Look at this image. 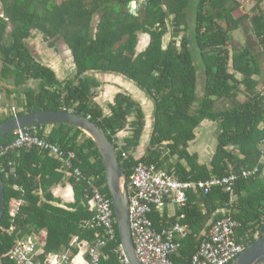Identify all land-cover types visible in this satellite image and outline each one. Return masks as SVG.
Returning <instances> with one entry per match:
<instances>
[{
	"label": "trees",
	"instance_id": "1",
	"mask_svg": "<svg viewBox=\"0 0 264 264\" xmlns=\"http://www.w3.org/2000/svg\"><path fill=\"white\" fill-rule=\"evenodd\" d=\"M133 1L138 5L135 11ZM0 2L2 87L19 96L23 107L19 114L66 109L91 118L112 140L128 179L140 162L177 173L182 181L237 175L233 195L221 186L209 194L191 191L175 217L158 210L150 215L160 230L179 221L191 227L180 252L172 257L174 264H189L204 240L203 230L225 217L238 223L237 243L248 247L257 239L264 230V0H252L251 7L242 0ZM239 29L245 33V45L235 39ZM34 30L45 40L51 38V46L63 40L73 58L74 77L60 79L56 69L36 58L25 42ZM142 35L149 40L139 51ZM99 74L127 77L154 101L153 131L139 159L133 154L124 159L122 150L138 148L146 114L138 100L121 91L105 111L96 101L104 81ZM30 80L38 84L28 85ZM13 117L0 113V123ZM204 120L217 126V145L208 163L189 151ZM28 129L57 145L63 155L12 146L14 131L0 136L6 198L0 259L12 263L7 254L25 235L40 237L43 259L67 250L87 256L85 249L101 232L88 226L96 215L89 181L111 198L99 149L82 129L70 124ZM121 130L131 133L122 150L115 142ZM70 151L75 158L68 165ZM247 170L252 174L244 177ZM66 187L70 199L63 192ZM76 237L79 244L73 246ZM120 243L118 230L117 241L105 248L102 264H124L116 253Z\"/></svg>",
	"mask_w": 264,
	"mask_h": 264
},
{
	"label": "built area",
	"instance_id": "2",
	"mask_svg": "<svg viewBox=\"0 0 264 264\" xmlns=\"http://www.w3.org/2000/svg\"><path fill=\"white\" fill-rule=\"evenodd\" d=\"M264 93V85L262 87ZM16 136L13 145L15 147L41 148L49 150L53 156L63 155L57 145L51 144L45 139L37 136L27 128H19L14 131ZM122 150V144L115 141ZM131 152L122 150L124 159H127ZM75 153L70 151L68 165L72 164ZM71 160V161H70ZM252 174L250 170L244 171L243 176ZM237 179V175L231 174L223 178H212L200 181H182L165 170L158 169L155 164L140 162L128 179V190L130 194V217L131 228L137 253L142 264H174L172 257L179 253L181 241L191 232L187 223L176 222L162 230L157 229L151 214L160 210L167 203L177 206H185L188 203L189 192L209 194L216 186H221L233 195L231 186ZM90 190L93 194L94 208L96 215L88 223L100 229V236L95 243H92L84 253L76 256L70 250L52 253L48 258L43 259L40 255L44 252L40 237L25 235L19 237L15 245L7 254L12 264H102L106 257L105 248L108 244L117 241L118 229L116 217L111 198L102 193V189L89 181ZM186 216L181 214L182 220ZM238 225L229 217L216 221L213 226L205 232L204 240L200 248L193 255L189 264H230L245 249L244 244L237 243L234 237V228ZM78 237L74 238L72 245L76 246ZM116 253L121 262L129 264V259L122 242L116 247Z\"/></svg>",
	"mask_w": 264,
	"mask_h": 264
},
{
	"label": "water",
	"instance_id": "3",
	"mask_svg": "<svg viewBox=\"0 0 264 264\" xmlns=\"http://www.w3.org/2000/svg\"><path fill=\"white\" fill-rule=\"evenodd\" d=\"M136 5L137 2L133 1L134 11L136 10ZM59 123L70 124L82 129L93 139L98 147L105 166L106 182L112 198L120 239L129 259V264H142L132 235L128 177L122 170L115 145L100 126L93 122L91 118L78 112L47 109L25 112L1 122L0 136L20 127ZM5 208V184L0 170V223L4 216ZM231 264H264L263 228L260 230L257 239L246 247Z\"/></svg>",
	"mask_w": 264,
	"mask_h": 264
},
{
	"label": "crops",
	"instance_id": "4",
	"mask_svg": "<svg viewBox=\"0 0 264 264\" xmlns=\"http://www.w3.org/2000/svg\"><path fill=\"white\" fill-rule=\"evenodd\" d=\"M241 33L243 36L242 39H243L244 44L240 41L241 40L240 38L238 39V37H236L237 35H235V39L237 41H240L243 45H245L247 42L246 37H245V33L243 32V30H241ZM35 35H37V34L35 32H33V36L29 39L32 40L33 37L35 38ZM112 77H116V78L120 79V76H118V75H113V74L107 75L106 74V77L104 78V81H103V85L100 87L101 89L99 88L100 90L98 92L99 94H101L103 91V94H105L107 87H109V92L107 93V97H106L108 103H106V104L113 103L115 96L120 91L126 92V93H129L133 98L138 100V102L141 104V106H142V108L146 114V125H145V129H144L143 137L141 138V141H140V145L138 146V148L135 151L134 150L128 151V152H131L134 155V157L139 159L145 155L146 150L148 149L150 137H151V134L153 131L154 107H155L154 101L151 98H149L147 96V93L142 88H140L134 81H132L128 78H127L128 80H124V81L121 80L122 83L118 87L117 84H115V80L112 79ZM118 81H120V80H118ZM198 93H202V88H201L200 84H199V88H198ZM140 95H144L143 100L139 98ZM96 98H97V96H96ZM106 104H105V106H107ZM101 106H102V104H101ZM212 123L208 120H204L200 124V126L196 129L197 138L190 143L189 151L192 154L197 153L199 155V161L201 163L210 162L212 159L213 153L215 151V148H214V150H209L210 154H207V149L205 150V145H206L205 142L209 139L214 140V138H215L216 127H214ZM213 134H214V138H211V136ZM130 135H131V133L128 132L127 130H121L117 134L118 139L116 138V141L117 142L119 141V143H121L122 145L123 144L125 145L126 140H124V139L128 138ZM122 141H124V142H122ZM199 142H201V143L199 144ZM197 144H198V146H197ZM174 161L176 162V159ZM172 174L177 178L179 177L177 173H172ZM67 189H68L67 187L64 188L63 192L67 195L66 197L70 199L71 191H67ZM178 210H179V206H177L175 204L167 203L164 207H162L158 211H160V213L162 215L166 214L169 217H175L177 215ZM222 213L224 214L225 212L222 211ZM202 234H205V230H203ZM182 242H183V239L181 241V247H182ZM0 264H12V263H5L4 260L0 259Z\"/></svg>",
	"mask_w": 264,
	"mask_h": 264
},
{
	"label": "rangeland",
	"instance_id": "5",
	"mask_svg": "<svg viewBox=\"0 0 264 264\" xmlns=\"http://www.w3.org/2000/svg\"><path fill=\"white\" fill-rule=\"evenodd\" d=\"M58 2L61 0H57ZM247 7H251L252 4V0H242ZM138 5H136V9H137ZM0 8H1V2H0ZM132 9H133V5H132ZM134 10V9H133ZM34 32L37 34L35 35V38L33 37L32 40L27 39L25 40L26 44L30 47V49L32 50V52L34 53V55L36 56V58L38 60H40L41 62H44L45 64L53 67L54 69H56L57 73H58V77L60 79H64V78H69V77H74V75L76 74V69H75V65L73 63V58L71 53L68 51V48L66 47V45L64 44L62 39H58L54 45H50V42L52 41L51 38H48V40H45L43 34L39 33L37 30H34ZM235 35H237L236 37H238V39L240 38L241 42L244 44L243 39H242V33H241V29H239L238 31H236ZM149 38L146 35H142L140 38V42H139V46H138V50L139 51H143L146 46H147V42H148ZM9 41L6 40V44H8ZM60 48L61 50H56V48ZM2 70V65H1V61H0V73ZM99 77V79H103L106 77V74L103 75L99 74L97 75ZM120 76L119 78L116 77H112V79L115 80V84H117V86L119 87L122 83L121 80H128L127 77ZM120 81H118V80ZM117 81V82H116ZM38 82L35 80H30L28 82V85L31 86H35L37 85ZM11 88H13V85H9ZM244 88V87H243ZM101 89V88H100ZM98 89V92L99 90ZM109 92V87H107L106 89V93L103 94V91L101 94H97V98L96 101L97 103L102 104V107L104 108L105 111H109L110 109V104H106L108 103L107 101V93ZM18 95H9L8 94V87H2V77L0 75V113L4 114V115H8L10 113L14 112V115L19 112L20 110H23L22 104L20 105V103L18 102ZM140 99H144V95H140L139 97ZM105 104L107 106H105ZM214 127L217 128L215 123H212ZM49 129H47L46 131H48ZM211 138H214V134L211 136ZM201 142H199L200 144ZM205 150L207 149V154H210L209 150H214V148L216 149V145H217V139L214 138L213 139H209L205 142ZM198 146V144H197ZM209 151V152H208Z\"/></svg>",
	"mask_w": 264,
	"mask_h": 264
},
{
	"label": "clouds",
	"instance_id": "6",
	"mask_svg": "<svg viewBox=\"0 0 264 264\" xmlns=\"http://www.w3.org/2000/svg\"><path fill=\"white\" fill-rule=\"evenodd\" d=\"M64 110H66V109H64ZM13 114H14V112H13ZM17 115H19V112H17L14 116H17ZM20 128H27V127H20ZM19 129V128H18ZM17 130V129H16ZM15 131V130H14ZM111 200H112V198H111ZM113 204V203H112ZM114 208V207H113ZM116 217V216H115ZM116 222H117V220H116Z\"/></svg>",
	"mask_w": 264,
	"mask_h": 264
}]
</instances>
